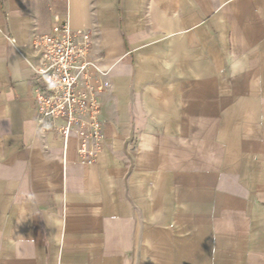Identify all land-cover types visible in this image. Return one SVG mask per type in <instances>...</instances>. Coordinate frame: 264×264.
Segmentation results:
<instances>
[{"label":"crops","instance_id":"crops-1","mask_svg":"<svg viewBox=\"0 0 264 264\" xmlns=\"http://www.w3.org/2000/svg\"><path fill=\"white\" fill-rule=\"evenodd\" d=\"M64 19L105 84L95 165L38 126ZM0 264H264V0H0Z\"/></svg>","mask_w":264,"mask_h":264},{"label":"built area","instance_id":"built-area-1","mask_svg":"<svg viewBox=\"0 0 264 264\" xmlns=\"http://www.w3.org/2000/svg\"><path fill=\"white\" fill-rule=\"evenodd\" d=\"M33 45L40 56L33 67L39 130L61 136L65 149L75 136L80 162L95 165L106 137L100 100L105 84L92 57L91 33L64 19L36 36Z\"/></svg>","mask_w":264,"mask_h":264}]
</instances>
